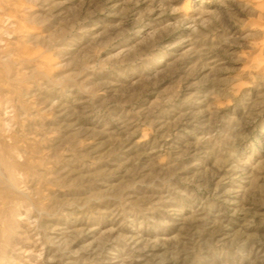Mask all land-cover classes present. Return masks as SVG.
Instances as JSON below:
<instances>
[{
  "label": "rangeland",
  "instance_id": "rangeland-1",
  "mask_svg": "<svg viewBox=\"0 0 264 264\" xmlns=\"http://www.w3.org/2000/svg\"><path fill=\"white\" fill-rule=\"evenodd\" d=\"M0 264H264V0H0Z\"/></svg>",
  "mask_w": 264,
  "mask_h": 264
}]
</instances>
